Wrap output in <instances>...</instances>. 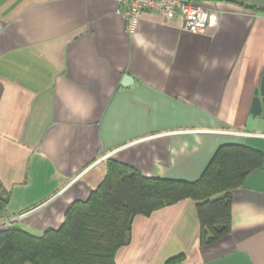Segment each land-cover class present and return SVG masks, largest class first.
Wrapping results in <instances>:
<instances>
[{
	"label": "crops",
	"instance_id": "1",
	"mask_svg": "<svg viewBox=\"0 0 264 264\" xmlns=\"http://www.w3.org/2000/svg\"><path fill=\"white\" fill-rule=\"evenodd\" d=\"M230 143L264 154V12L214 6L191 34L147 11L129 35L115 0H0V227L58 229L109 159L190 182ZM231 194L217 242L183 200L134 217L116 264H264V162Z\"/></svg>",
	"mask_w": 264,
	"mask_h": 264
},
{
	"label": "trees",
	"instance_id": "2",
	"mask_svg": "<svg viewBox=\"0 0 264 264\" xmlns=\"http://www.w3.org/2000/svg\"><path fill=\"white\" fill-rule=\"evenodd\" d=\"M211 9L231 5L246 12H264V1L189 0ZM264 162L262 151L243 144L220 145L194 181L148 178L134 167L109 159L105 176L84 201L72 202L55 230L32 234L19 225L0 227V264H116L136 216L183 200L195 202L199 245H211L230 233L232 190ZM9 197L0 189V218ZM180 260L175 258L166 262Z\"/></svg>",
	"mask_w": 264,
	"mask_h": 264
},
{
	"label": "built area",
	"instance_id": "3",
	"mask_svg": "<svg viewBox=\"0 0 264 264\" xmlns=\"http://www.w3.org/2000/svg\"><path fill=\"white\" fill-rule=\"evenodd\" d=\"M117 12L125 23L126 33L136 32L144 12L158 15L163 23L174 19L180 27L191 34L204 32L210 24L211 9L189 0H115Z\"/></svg>",
	"mask_w": 264,
	"mask_h": 264
},
{
	"label": "water",
	"instance_id": "4",
	"mask_svg": "<svg viewBox=\"0 0 264 264\" xmlns=\"http://www.w3.org/2000/svg\"><path fill=\"white\" fill-rule=\"evenodd\" d=\"M198 1H214V2H228V3H231V2H247V1H264V0H198ZM129 84L131 83V79L126 76L124 78V83H122V86H125V83H128Z\"/></svg>",
	"mask_w": 264,
	"mask_h": 264
}]
</instances>
